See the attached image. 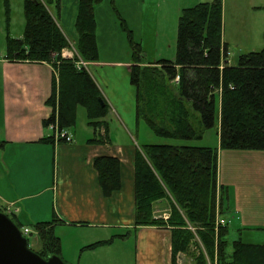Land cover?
<instances>
[{
	"label": "trees",
	"instance_id": "1",
	"mask_svg": "<svg viewBox=\"0 0 264 264\" xmlns=\"http://www.w3.org/2000/svg\"><path fill=\"white\" fill-rule=\"evenodd\" d=\"M99 0H78L74 27L75 48L87 62L98 61L93 6ZM60 0H24L26 19L20 38L6 34L5 58L10 61L46 62L57 72L48 102L53 110L46 124L57 118L60 128L75 122L77 106L86 110L87 123L105 131L92 141L105 142L108 112L101 92L85 68L61 57L70 46L49 11ZM9 18L6 19V29ZM221 0L199 2L183 8L179 15L175 60L144 63L138 43L132 42L139 63L130 66L135 88L136 118L145 120L160 137L199 139L217 122L220 149L264 151V47L226 60L222 41ZM8 32V29L6 30ZM179 76L176 81L175 77ZM93 166L105 196L120 188V161L108 155L96 156ZM134 224L171 228L172 260L179 252L189 253L194 264H264V245L228 241L227 224L216 226L217 218L228 219L224 185L218 184V149L189 144L148 143L133 157ZM167 201L168 216L155 213V203ZM19 229L21 222L10 217ZM55 220L33 223L46 258L60 254V238L54 233ZM25 236V235H24ZM112 238L83 246L93 249ZM192 247L194 248L192 250Z\"/></svg>",
	"mask_w": 264,
	"mask_h": 264
},
{
	"label": "crops",
	"instance_id": "2",
	"mask_svg": "<svg viewBox=\"0 0 264 264\" xmlns=\"http://www.w3.org/2000/svg\"><path fill=\"white\" fill-rule=\"evenodd\" d=\"M3 36L6 43V35ZM15 36L21 37L22 33ZM222 41L227 45L225 61L231 64L229 43L225 41L223 30ZM256 44L253 41L250 50L256 49ZM236 46L240 50L246 47L237 43ZM91 64L95 62L88 65ZM86 69L91 76L89 66ZM91 77L98 88L101 87L95 77ZM54 79L57 81V72L51 64L10 61L5 58V49L0 52V211L29 229L33 223L52 219L55 220L54 230L57 226L93 229L80 235L79 250L87 244L113 237L110 243L89 249L99 250L96 260L85 264H106L105 260L121 264L129 251L133 252V264H192L190 256L184 252H179L173 262L169 226L134 224L133 157L142 145L136 137L139 123L134 86L132 108L130 102L124 105L111 95L104 98L109 107L100 119L106 124L105 142L91 140L102 135L105 128L100 126L94 130L88 120H83L78 106L74 124L65 128L72 141L58 142L45 122L53 110L48 98ZM225 151L218 152L220 161ZM231 152L238 155L237 161H249L251 167L244 169L245 172L251 171L261 178L264 151L238 149ZM100 155L113 156L120 161L121 185L109 196L103 194L93 166L94 157ZM217 179L218 184L226 183L219 170ZM259 189L262 195L263 186ZM239 201L240 198L236 199V210L241 213V225L264 231V210L243 213ZM155 213L168 216L167 201L155 203ZM33 245L39 248V239ZM82 256L76 259L79 264ZM185 257L189 259L187 263H184ZM75 258L74 254L70 262Z\"/></svg>",
	"mask_w": 264,
	"mask_h": 264
},
{
	"label": "rangeland",
	"instance_id": "3",
	"mask_svg": "<svg viewBox=\"0 0 264 264\" xmlns=\"http://www.w3.org/2000/svg\"><path fill=\"white\" fill-rule=\"evenodd\" d=\"M205 1L213 0H99L96 2L93 12L96 21L95 36L98 61L87 66L97 83L102 87H99L102 98L107 99L108 95H111L114 99L118 100L119 98L125 103L124 105H128L127 103L130 102L129 105L132 108L134 89L130 82V66L139 63L134 57L132 42L140 45V61L144 63L175 60L178 20L181 10ZM221 2L223 6V36L229 43L228 52L232 59L231 64H236L239 53L255 51L264 47V0H221ZM77 4L78 0H60L59 16H57L54 5H47L59 26L64 29L69 43L74 46L77 40L74 27ZM7 17L9 18L8 32H6ZM25 23L24 0H0V52L5 49L3 35L9 34L11 37H16L15 35L22 33L23 36ZM253 41L257 42L256 49L250 50ZM236 43L244 44L246 47L240 50ZM78 108L81 110L83 120H87L85 108L82 106H78ZM138 123L139 131L136 137L142 145L143 141L158 144H189L216 147L218 152L220 151L217 122L213 127L205 129L201 138L192 140L160 137L149 128L145 120H139ZM222 150L226 151L223 153L221 161L218 155V170L226 181L222 185H224L225 191L223 203L228 208L226 216L231 221L227 224L228 241L240 239L243 242L264 244V231L242 226V222L239 220L241 213L239 214V210H236V199L238 200V198H240L239 202L242 205L243 213L251 210H264V173H260L261 178L258 179V176L252 174L251 171L245 172L244 169L251 167L249 161H237L238 155L231 152L236 149ZM242 159L244 160V158ZM261 186H263L262 195L259 189ZM29 227L31 231L25 237L29 247L37 250L38 248L33 245L38 239L36 229L31 225ZM92 230L57 226L54 233L60 238L59 257L63 262L79 264L76 259L82 255L80 264L92 263L93 260H96V252L99 249L92 251L89 249L79 250L78 248L80 235ZM117 232L121 233V231H114V233ZM74 254L75 261L70 262ZM186 255L190 256L189 253ZM190 259V262L194 264L191 256ZM188 260L185 257L184 263H187ZM105 261L106 264H111L109 260ZM120 263L133 264V252L129 251L125 260Z\"/></svg>",
	"mask_w": 264,
	"mask_h": 264
},
{
	"label": "water",
	"instance_id": "4",
	"mask_svg": "<svg viewBox=\"0 0 264 264\" xmlns=\"http://www.w3.org/2000/svg\"><path fill=\"white\" fill-rule=\"evenodd\" d=\"M101 103L104 99L100 98ZM0 264H68L58 255L46 258L32 250L14 221L0 211Z\"/></svg>",
	"mask_w": 264,
	"mask_h": 264
},
{
	"label": "built area",
	"instance_id": "5",
	"mask_svg": "<svg viewBox=\"0 0 264 264\" xmlns=\"http://www.w3.org/2000/svg\"><path fill=\"white\" fill-rule=\"evenodd\" d=\"M61 57L63 58H70L73 60L75 66L80 69V68H87V65L89 64V62L84 61L78 54L75 46L73 44L70 43V46L67 48H63L61 50ZM87 70V69H86ZM179 79V76L177 75L175 77V80L177 81ZM48 126L53 130V138L60 142H71L72 141V136L71 134H69L65 128H60L58 125V121L57 118L54 120V122H50L48 124ZM229 220L223 218V217H218L216 220V226L220 225H224L228 222ZM21 233L23 235L29 234L30 233V229L28 227H23L21 229Z\"/></svg>",
	"mask_w": 264,
	"mask_h": 264
}]
</instances>
